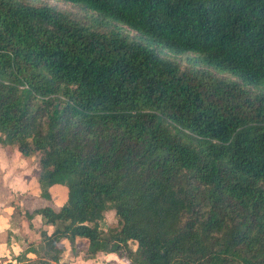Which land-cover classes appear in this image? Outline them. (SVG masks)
Masks as SVG:
<instances>
[{
    "label": "trees",
    "instance_id": "1",
    "mask_svg": "<svg viewBox=\"0 0 264 264\" xmlns=\"http://www.w3.org/2000/svg\"><path fill=\"white\" fill-rule=\"evenodd\" d=\"M64 1L0 0V144L67 192L17 264H264V0Z\"/></svg>",
    "mask_w": 264,
    "mask_h": 264
},
{
    "label": "crops",
    "instance_id": "2",
    "mask_svg": "<svg viewBox=\"0 0 264 264\" xmlns=\"http://www.w3.org/2000/svg\"><path fill=\"white\" fill-rule=\"evenodd\" d=\"M39 173V154L24 156L17 146L0 144V264H17V256L27 248L29 242L39 240L41 227L49 231L53 229V226L43 224L41 215H35L29 220L27 212L45 205H51L58 210L67 200L66 188L63 185L51 187V200L42 198L39 195ZM60 187L65 190L63 193L65 200L56 207L53 201L55 202L56 190ZM87 244V239L77 238L76 249L73 252L70 243L66 241L63 262L130 264L125 257L114 252L98 253L92 258L87 257L85 255ZM28 256L35 257V254L28 253Z\"/></svg>",
    "mask_w": 264,
    "mask_h": 264
},
{
    "label": "rangeland",
    "instance_id": "3",
    "mask_svg": "<svg viewBox=\"0 0 264 264\" xmlns=\"http://www.w3.org/2000/svg\"><path fill=\"white\" fill-rule=\"evenodd\" d=\"M25 1L33 3V4H37V5H46V4L54 5L58 8H62V9L71 11L78 18H81V19H84L85 15L87 13V10H85L82 6H80L78 4H74L72 2L64 1V0H25ZM179 61H181L182 64L185 65V61L182 58ZM64 191L65 190L63 187H60L59 190H56V192H57L56 193L57 195L55 196V202L56 203L53 201V204L56 207H59L64 202V200H65V197L63 195ZM34 205H37V204H34ZM115 224H117V217L115 214V210H111V211L109 210L105 214L103 226L107 227L108 225H115Z\"/></svg>",
    "mask_w": 264,
    "mask_h": 264
}]
</instances>
